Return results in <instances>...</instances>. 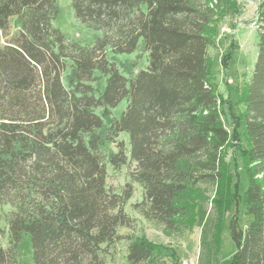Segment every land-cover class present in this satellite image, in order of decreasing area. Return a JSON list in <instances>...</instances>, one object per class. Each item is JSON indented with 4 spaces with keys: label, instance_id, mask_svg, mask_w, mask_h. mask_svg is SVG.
<instances>
[{
    "label": "trees",
    "instance_id": "16d2710c",
    "mask_svg": "<svg viewBox=\"0 0 264 264\" xmlns=\"http://www.w3.org/2000/svg\"><path fill=\"white\" fill-rule=\"evenodd\" d=\"M236 1L71 0L76 19L102 33L82 46L54 26L58 0H0V264H23L25 235L33 264H106L122 241L124 264L169 263L158 245L121 230L136 228L127 207L138 189L133 212L175 232L192 192L226 178L231 134L210 51ZM252 24L258 53L241 116L250 220L245 229L231 225L229 264H264V0ZM108 50H142L147 67L125 76ZM108 142L116 151L107 162ZM109 169L123 173L121 185L109 182Z\"/></svg>",
    "mask_w": 264,
    "mask_h": 264
},
{
    "label": "rangeland",
    "instance_id": "374dc122",
    "mask_svg": "<svg viewBox=\"0 0 264 264\" xmlns=\"http://www.w3.org/2000/svg\"><path fill=\"white\" fill-rule=\"evenodd\" d=\"M257 3L258 0L236 1L234 10L221 17L215 38L216 46L210 51L213 59V85L219 94L223 123L231 134L226 149V178L217 183L200 185L192 192L188 201L190 214L181 220L182 225L175 232H168L163 226L150 223L133 212L131 204L140 198V189L127 207V211L137 218V224L134 230L122 229L121 233L144 238L158 245L167 255L168 264H213L216 254L214 238L217 231L221 234L217 255L219 264H229L236 251L231 225L238 223L241 229H245L249 223L250 216L242 196L248 185L243 162V153L248 144L241 116L244 111L242 97L258 53V36L252 24ZM58 6L60 13L54 26L70 41L89 46L102 36L101 32L76 19L71 0H58ZM12 22V32H15L19 29V24L15 18ZM5 44L6 39L0 33V48ZM107 58L125 76L134 75L147 67V56L142 50L119 55L108 50ZM126 106L127 101H122L114 110L113 116L107 119V124H110L113 117L118 118ZM101 151L103 159L108 162L109 157L116 151L115 144L105 143ZM109 171L110 183L119 186L124 182L123 173H114L111 169ZM238 180L239 193L235 188ZM6 210L7 208L0 207V227H3L2 217ZM126 252V241L116 244L110 249L106 264H124ZM18 257L23 264H33L28 235L23 237Z\"/></svg>",
    "mask_w": 264,
    "mask_h": 264
}]
</instances>
